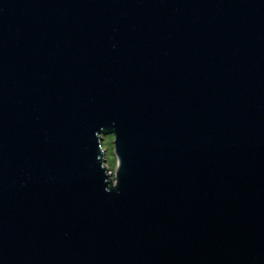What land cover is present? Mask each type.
Returning <instances> with one entry per match:
<instances>
[{
	"label": "water",
	"instance_id": "1",
	"mask_svg": "<svg viewBox=\"0 0 264 264\" xmlns=\"http://www.w3.org/2000/svg\"><path fill=\"white\" fill-rule=\"evenodd\" d=\"M0 264H264V0H0Z\"/></svg>",
	"mask_w": 264,
	"mask_h": 264
},
{
	"label": "rangeland",
	"instance_id": "2",
	"mask_svg": "<svg viewBox=\"0 0 264 264\" xmlns=\"http://www.w3.org/2000/svg\"><path fill=\"white\" fill-rule=\"evenodd\" d=\"M102 146L105 150L106 162L112 171L117 166V155L115 152V133L107 132L103 134Z\"/></svg>",
	"mask_w": 264,
	"mask_h": 264
}]
</instances>
